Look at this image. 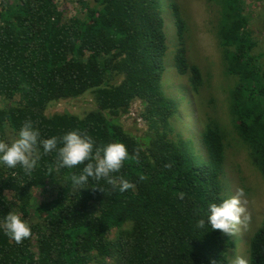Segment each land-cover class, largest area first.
Returning a JSON list of instances; mask_svg holds the SVG:
<instances>
[{
  "label": "trees",
  "instance_id": "trees-1",
  "mask_svg": "<svg viewBox=\"0 0 264 264\" xmlns=\"http://www.w3.org/2000/svg\"><path fill=\"white\" fill-rule=\"evenodd\" d=\"M91 1L93 6L77 0L80 13L68 19L56 0H11L0 9V141L11 143L30 120L41 138L78 130L95 145L121 142L129 159L111 174L115 188L107 179L90 178L83 190L70 179L83 165L57 168L54 152L38 149L30 175L18 165H0V216L19 213L31 228L20 243L0 230V264H234L240 243L235 232L196 228L209 203L226 199L225 135L206 117L197 152L192 137L174 134L177 106L163 91L169 25L177 75L187 77L191 96L202 87L200 70L187 60V27L178 5ZM211 1L219 6L216 36L225 71L236 79L228 93L231 127L264 179V72L251 55L255 44L242 0ZM86 93L97 107L83 118L45 114L50 103ZM135 101L148 125L142 137L121 123ZM119 178L133 187L119 192ZM37 190L49 191L50 201L31 212ZM246 234L247 264H264V217Z\"/></svg>",
  "mask_w": 264,
  "mask_h": 264
},
{
  "label": "rangeland",
  "instance_id": "rangeland-1",
  "mask_svg": "<svg viewBox=\"0 0 264 264\" xmlns=\"http://www.w3.org/2000/svg\"><path fill=\"white\" fill-rule=\"evenodd\" d=\"M11 0H0V9ZM13 1V0H12ZM179 7L185 21L187 32L185 35L186 56L190 65L196 66L201 73L202 87L198 97L191 96L187 77H179L174 69L172 52L175 49L173 37L174 29L169 25L168 52L164 59L165 71L162 79L163 91L177 106L178 117L173 119L175 133H180L183 139L193 138L195 149L198 152L200 143L199 134L202 131V122L206 117L216 120L225 135V164L223 183L225 197H236L240 206L244 208L240 221L244 224L236 225V235L240 239L236 257L243 258L247 264L246 247L243 241L246 230L250 233L258 229L264 217V179L258 169L252 166L248 153L236 141L231 127L228 113V93L236 84V79L227 76L225 64L222 60V51L218 45L216 26L219 20V6L211 0H173ZM243 17L247 20L246 31L249 39L255 44L251 55L256 58V64L264 72V0H242ZM90 6L93 2L90 0ZM59 9L66 8L65 17L72 18L80 13L77 0H56ZM171 24L170 20H167ZM117 78L114 84L120 83ZM92 93H86L76 99L61 100L50 103L46 109L47 116L70 114L83 118L96 109ZM2 104H0V109ZM142 106L135 101L129 112L121 118L123 128L135 137L145 136L148 131L147 123L142 119ZM12 139L10 133H6ZM11 197V194H7ZM34 201V203H33ZM50 201L49 191L43 194L37 190L32 194L31 212H34L40 203ZM114 230L109 238L114 239Z\"/></svg>",
  "mask_w": 264,
  "mask_h": 264
},
{
  "label": "clouds",
  "instance_id": "clouds-1",
  "mask_svg": "<svg viewBox=\"0 0 264 264\" xmlns=\"http://www.w3.org/2000/svg\"><path fill=\"white\" fill-rule=\"evenodd\" d=\"M38 149L44 154L54 152L57 168H74L82 164L79 174H74L70 178L73 187L79 190L86 189L85 185L90 178L97 181L107 179L115 188L111 174L118 172L122 163L129 159L126 147L121 142L95 145L92 137L78 130H70L59 138L57 136L41 138L32 121L25 120L11 143L0 141V165L9 169H14L18 165L25 175H30L40 158L37 154ZM132 187L129 180L119 178V192L123 193ZM179 195L183 198L182 193ZM244 211L234 196L222 199L218 204L209 203L206 217L196 222V228L203 229L207 225L211 230H219L220 234L232 235ZM0 230L16 243L28 238L31 233L27 221L16 212L0 216ZM234 264H246V261L236 257Z\"/></svg>",
  "mask_w": 264,
  "mask_h": 264
}]
</instances>
